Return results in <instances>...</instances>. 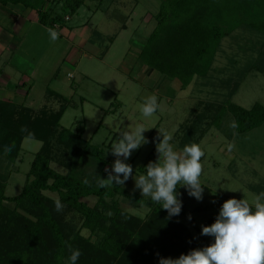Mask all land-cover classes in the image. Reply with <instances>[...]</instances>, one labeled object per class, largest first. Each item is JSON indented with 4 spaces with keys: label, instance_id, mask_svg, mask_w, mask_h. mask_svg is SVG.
Returning a JSON list of instances; mask_svg holds the SVG:
<instances>
[{
    "label": "trees",
    "instance_id": "obj_1",
    "mask_svg": "<svg viewBox=\"0 0 264 264\" xmlns=\"http://www.w3.org/2000/svg\"><path fill=\"white\" fill-rule=\"evenodd\" d=\"M48 1L0 0V4H22L35 10L39 22L62 25L65 14L44 8ZM83 1L62 0V11L67 7L73 14ZM153 17L156 23L136 62L178 79L182 89L193 78L208 76L222 38L239 26L264 35V0H159ZM251 70L264 71L261 53L245 71ZM234 92L229 91L222 103L205 102L196 107L197 113L174 134L179 150L186 144H198L209 127H220L226 113L236 122L237 134L264 123V105L240 106L230 100ZM45 93L59 101L57 109L45 105L35 109L0 99V264H70L65 242L80 250L76 264H159L161 257L177 258L206 246L179 219L186 216L183 206L178 216L169 218L160 204L148 198L141 200L149 208L141 217L121 206L124 198L140 201L121 185L99 187L106 178L109 158L91 138L83 137L82 120L73 129L61 125L72 101L49 88ZM24 138L38 140L40 146L19 193L6 195L9 165L19 159ZM52 162L65 171L54 169ZM87 198H93V203ZM57 199L80 215L77 229L55 210Z\"/></svg>",
    "mask_w": 264,
    "mask_h": 264
},
{
    "label": "rangeland",
    "instance_id": "obj_2",
    "mask_svg": "<svg viewBox=\"0 0 264 264\" xmlns=\"http://www.w3.org/2000/svg\"><path fill=\"white\" fill-rule=\"evenodd\" d=\"M100 1L102 7L112 3L109 7L111 16L106 18L101 13L97 17L98 29L104 31V37L95 42L102 52L104 47L113 41L121 25L125 24V30L115 38L108 58L115 63L121 54L125 55L124 66L130 70L137 63L136 57L139 52L137 48L143 46L156 23L153 16L157 12L159 0ZM54 7L56 12L71 15L67 7L64 9L66 12H63L59 5ZM89 14L87 7L81 6L72 16L71 23H81ZM34 32L26 36L24 41L26 44L18 51L20 57L22 54L24 59L32 60L34 56L38 59L43 49L39 41L40 36ZM259 53L264 56V35L241 25L222 38L208 76L193 78L184 89L181 88L178 79L161 78L155 76L153 72L149 77L148 74L140 76L139 72L128 74L118 69L113 70L108 78L103 71L106 62L96 64L99 59L94 57L92 61H83L77 65L63 64L64 66L58 67L56 74L58 77L53 79V83H58L57 90L56 86L50 83L51 79L49 82L41 79L49 71L46 70L38 79L33 80L34 87L30 89L24 103L35 109L43 105L47 109H57L59 101L48 97L45 93L46 88L56 90L70 99L72 104L64 111L60 119L61 125L73 129L77 120H82L83 137L91 138L93 144L103 148L104 155L109 158V166L106 168L110 171L116 159L111 153L110 146L119 139V133L125 129H134L138 123L151 127L143 133L148 143L134 150L124 161L131 165L135 179L145 172V166L149 162H155L157 159L156 143L162 139L158 130L171 133L173 136L171 145L174 150L181 151L174 134L179 131L181 124L197 113L198 105L212 101L222 103L232 89L235 90L230 96L232 102L245 108H250L255 102L264 105V71H245L249 64L258 58ZM68 73L72 77L68 76ZM151 95L157 97L159 108L152 117L145 118L139 112V106ZM231 122L232 115L226 113L220 127H209L198 143L204 151L201 158L203 171L200 177L203 184L202 199L198 201L189 196L184 187H179L178 198L186 212V216L179 219L196 240L206 245L210 244L213 238L201 235V226L205 225L207 220L216 218L223 201L236 198L245 199L251 204L257 196L264 193V123L250 131L237 134L234 128L229 126ZM229 144L234 146L232 151H228ZM21 146L19 159L9 165L6 195L19 193L40 141L24 138ZM51 166L57 171H65L57 163L52 162ZM107 175L106 172V178ZM134 179L130 177L121 186L129 194L134 195V200L140 201L134 202L124 198L121 206L135 215L144 217L149 208L144 202L141 203V200L145 201L148 198L141 197ZM86 200L89 204L94 201L93 198ZM60 212L72 224L74 230L80 226L81 217L77 212L64 206ZM189 215L191 219H188ZM81 232L84 235L89 234L86 229H81Z\"/></svg>",
    "mask_w": 264,
    "mask_h": 264
},
{
    "label": "clouds",
    "instance_id": "obj_3",
    "mask_svg": "<svg viewBox=\"0 0 264 264\" xmlns=\"http://www.w3.org/2000/svg\"><path fill=\"white\" fill-rule=\"evenodd\" d=\"M50 39L55 41L59 33L48 28ZM157 97L145 98L139 106L143 117H152L158 110ZM236 128L235 121L229 125ZM154 127V126H152ZM151 127L138 123L134 129H125L119 133V139L111 144V153L116 157L106 179H101L99 187L106 188L123 185L130 177L134 179L133 169L125 163L134 150L148 143L143 133ZM162 139L156 143L158 153L155 162L145 166V172L135 179V187L140 190L141 197L150 198L168 213V217L178 216L182 209V201L178 198V187L187 190L189 196L198 201L202 199L203 187L200 180L203 166L201 158L204 151L196 144L184 145L182 151L174 150L170 141L173 136L169 132L158 130ZM228 151L233 145L229 144ZM123 157V159H121ZM122 177V178H121ZM87 183V181H85ZM55 210L62 211L59 199L55 202ZM188 219H191L189 215ZM201 235L210 236L213 241L180 254L177 258L161 257L159 264H264V193H261L250 204L245 199L229 198L223 201L218 215L210 225L201 226ZM66 243L69 250L70 264H76L81 252Z\"/></svg>",
    "mask_w": 264,
    "mask_h": 264
},
{
    "label": "crops",
    "instance_id": "obj_4",
    "mask_svg": "<svg viewBox=\"0 0 264 264\" xmlns=\"http://www.w3.org/2000/svg\"><path fill=\"white\" fill-rule=\"evenodd\" d=\"M91 2H94V4H91ZM111 4L107 7H102L100 0H84L80 7L86 6L90 12L89 15H86L84 21L71 23L72 16L78 12L79 7L75 13L71 15L65 14L62 25L57 23L53 26L39 22L35 10L22 4H0V99L25 104V98L29 95L30 89L34 87L33 80L38 79L46 70L49 71L41 79L48 82L51 79L50 83H53V79L58 77L56 76L58 67L71 64L77 65L83 61H92L91 59L94 57L99 59L96 64L106 62L104 65L106 68L103 71L109 76L108 78H110L113 70L118 69H120V72L124 71L128 72V74L131 72H139L140 76L148 74L149 77L151 72H153L155 76L164 78L165 76L155 70H147L145 66L138 63L134 64L130 70L126 69L124 66L125 55L121 56L122 54L115 63L109 60L108 55L113 42L125 30V24L121 25L113 41L100 52V46L95 41L104 37V31L98 29L99 21L97 17L101 13L106 18L110 17L111 8L109 7ZM57 5L61 7L62 0H50L45 3L44 8L51 7L55 9L54 6ZM48 28H52L59 33L57 40L52 41L50 39L47 32ZM33 31L40 36L39 41L43 49L39 53L38 59L34 56L32 61L22 58V54V57H20L18 51L26 44L24 42L26 36ZM35 36L37 37V35ZM112 36L111 38H113ZM137 50L140 52L141 46ZM67 75L72 77L70 73ZM53 84L57 90L58 83Z\"/></svg>",
    "mask_w": 264,
    "mask_h": 264
}]
</instances>
